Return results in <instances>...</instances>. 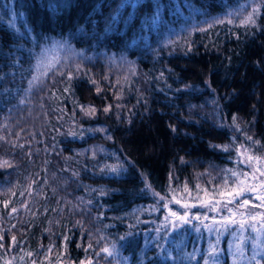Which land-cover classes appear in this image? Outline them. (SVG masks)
Segmentation results:
<instances>
[{
	"label": "trees",
	"instance_id": "obj_1",
	"mask_svg": "<svg viewBox=\"0 0 264 264\" xmlns=\"http://www.w3.org/2000/svg\"><path fill=\"white\" fill-rule=\"evenodd\" d=\"M155 2L109 24L122 0H0V162L11 165L0 167V264H228L231 240L250 237L232 227L218 244L185 227L158 256L148 193L227 198L237 150L264 157V0H189L194 14L180 0L182 15L159 0L153 27ZM253 8L255 24L242 23ZM64 41L76 55L50 58L27 92L40 56ZM113 244L117 256L96 255Z\"/></svg>",
	"mask_w": 264,
	"mask_h": 264
},
{
	"label": "snow or ice",
	"instance_id": "obj_2",
	"mask_svg": "<svg viewBox=\"0 0 264 264\" xmlns=\"http://www.w3.org/2000/svg\"><path fill=\"white\" fill-rule=\"evenodd\" d=\"M142 3V0H122V3L116 10V14L111 17V23H115L119 17L120 9L131 6L133 9L140 6ZM173 11L177 14L182 15L181 10V3L180 0H173ZM50 7L55 10V5H51ZM166 7L165 5H162L159 3V0H156L155 2V12L154 15L150 18V20H146V24H150L151 26L155 27L159 23L162 22V9ZM183 7L189 9L190 14L198 13L200 10L196 8L193 4L189 2V0H183ZM257 10L253 8V12L250 13L242 23L245 24H255L254 19V13ZM233 13H229L228 15H232ZM131 19V16L129 17ZM217 23H223V20H217ZM229 23H231V20H228ZM211 26V25H210ZM110 26L105 29L106 32L110 31ZM203 30V29H201ZM81 32H83V29H80ZM58 46L60 47H69L70 45L67 44V41L64 42H57ZM42 65L40 63L37 64V69H40ZM53 67L52 62H49L47 65H43L44 71L40 72L39 75H34L31 80H29V87L26 90L27 92H31V90L34 87H37L40 83H42L41 77L46 76L48 70H50ZM77 70L79 71V66H77ZM163 76V73L161 74ZM69 79H71V73H69ZM95 83V81H93ZM67 91V89L65 90ZM97 91L99 92L100 89L97 88ZM20 103H25V100H20ZM81 111L85 113V115H94L96 112V109L94 107L89 106L87 109L84 106H80ZM111 106L105 107L103 109L104 112H108L110 110ZM236 118L233 117V123H235ZM238 127V126H237ZM96 131H104V129H97ZM70 135L75 136L76 133L72 132ZM82 135V133H81ZM4 139V137H0V140ZM248 140H252V137H247ZM254 143H259L258 141H254ZM212 147H222L225 151H227V146H218V145H211ZM22 147V145H21ZM102 150V149H101ZM238 151V156L241 157L240 163L247 166L250 170L249 171H237L233 169H228L226 172L228 175L225 179V184H227L228 179H231L234 181V186L231 191L228 192H220L219 195L221 197L227 196V201L225 203V207L228 205H238L239 209H242L243 211L240 212H233V209L231 207H228V211L232 215H241L242 217H245L244 219H241L239 221V228L241 230H244L245 228L251 229V231L255 232L257 235L256 237H253V248L256 247L255 241L260 238L262 234H264V212H255L253 209L255 208H264V157H257L253 156L251 154L245 156L244 152L247 151V149L244 150V152ZM93 156H95V152H93ZM3 166H11L8 161H2L0 162V167ZM109 171L112 174H117L120 171L123 170L122 165H114V166H105L104 169H101V171ZM74 175H78V173H74ZM150 187V186H149ZM104 194L103 192L101 193ZM254 195L255 199L259 202L258 204H252L251 201L247 198H245L247 195ZM153 195L159 196L158 193L153 192ZM198 198V197H197ZM165 197L161 196L160 200H164ZM176 203H180L179 200L175 201ZM212 204L219 203V201H212ZM5 206H7V202L5 203ZM163 207L168 210L169 215H166L164 218V222L162 224V227L164 229H171L176 230L177 228L182 227L184 224H191L192 219L189 217L187 211H185L184 215H179V213L172 211V209L169 207V203H164ZM183 207L187 209L189 205L184 204ZM13 212L16 211L15 208L12 209ZM174 218V219H171ZM195 219H200L199 217H195ZM230 223L236 224L237 222L235 220H231ZM259 225V227H257ZM205 227H208V225H205ZM198 230V229H197ZM155 231L159 234L161 231V228L158 227L155 229ZM2 239V237H0ZM15 236L12 237L13 243H15ZM67 239V238H65ZM121 240L124 239V237L120 238ZM148 242L146 241V244ZM3 245L0 244V247ZM91 245H89V248ZM261 247H264V244L261 245ZM239 248V246H238ZM101 253L105 254L106 257H115L118 255L115 245L113 244L111 247L105 245L103 248L100 249V252L96 253L97 256H99ZM242 254V253H241ZM31 255V253H29ZM253 261H256V256L253 255L251 258ZM81 264H84L82 261ZM87 264H93L92 260H89ZM256 264H259V261H256Z\"/></svg>",
	"mask_w": 264,
	"mask_h": 264
},
{
	"label": "rangeland",
	"instance_id": "obj_3",
	"mask_svg": "<svg viewBox=\"0 0 264 264\" xmlns=\"http://www.w3.org/2000/svg\"><path fill=\"white\" fill-rule=\"evenodd\" d=\"M50 51V53H49ZM76 54L72 53L71 51L67 50V48L63 47H51V49L45 50V53L40 56L39 63L42 65L41 68H43V65H47L49 62H52V64L55 63V61H52L54 57H58V60H61L63 57L64 60L74 57ZM51 58V59H50ZM38 64V63H37ZM36 64V66H37ZM40 68V69H41ZM39 70V69H38ZM240 151L244 152V149L242 147L239 148ZM244 155L247 156L248 154L244 152ZM238 159L240 161L241 157L238 156ZM242 165V171H249L250 169L245 166L244 164L240 163ZM155 201L157 205V209L159 210V214L161 215L159 218V224L156 228L160 227L161 231L159 234L155 231H150L147 236L150 237L149 244H157L159 245L158 250V256L161 254L162 248L166 247V242L170 241V236L173 232L178 231L180 229H183L185 227H190L193 230L195 229L196 232L199 231V229L202 231H207L209 236L215 235L214 237L218 244L222 242L223 235L225 232L232 227H239V221L241 219H244L245 217H242L241 215H232L228 211V207H231L233 209V212H240L243 211L242 209H239L238 205H228L225 207V203L228 198H212L209 200H201L199 202H191L186 199H177L173 197H165L163 195H153L151 191L148 193ZM163 196L165 199L162 201L160 200V197ZM245 198L249 199L252 204H258L259 202L255 199L254 195H247ZM179 200L180 203H176L175 201ZM219 201V203L212 204V201ZM164 203H169V207L172 209V211H175L179 213V215H184L185 211H187L189 217L193 218L191 224H184L182 227L177 228L176 230L171 229H164L162 227V224L164 222V218L166 215H169L168 210L163 207ZM184 204L189 205L187 209L183 207ZM16 209V208H15ZM17 210V209H16ZM255 212H264V208H255L253 209ZM13 213L12 209L10 211ZM195 217H199L200 219H195ZM174 219V218H171ZM231 220H235L237 223L232 224L230 223ZM205 225H208V227H205ZM259 227V225H257ZM198 229V230H197ZM246 229V228H245ZM249 230V229H248ZM242 232H245L246 230H240ZM250 231V237L248 238H241L238 237L235 240H231V243L228 244V264H256V261H258V258L263 254L264 247H261L262 244H264V234L260 236L259 239L255 241L256 247L253 248V237H256V233ZM201 232V231H200ZM148 242V241H147ZM237 244V245H236ZM210 246L209 244L207 247ZM239 246V248H238ZM211 258H214V249L211 247V250H209ZM242 253V254H241ZM171 254L168 252L167 256ZM256 256V261H253L251 258L252 256ZM215 262V260H213ZM8 264V262H7ZM16 264H21L17 262ZM260 264V263H259Z\"/></svg>",
	"mask_w": 264,
	"mask_h": 264
}]
</instances>
